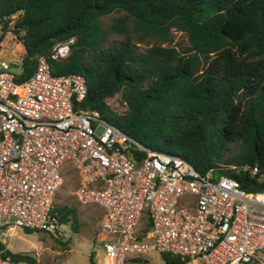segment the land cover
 Returning a JSON list of instances; mask_svg holds the SVG:
<instances>
[{"label": "trees", "instance_id": "obj_1", "mask_svg": "<svg viewBox=\"0 0 264 264\" xmlns=\"http://www.w3.org/2000/svg\"><path fill=\"white\" fill-rule=\"evenodd\" d=\"M114 12L123 14L104 26L101 18ZM0 24L24 47L16 81L32 75L38 55L74 36L69 55L50 69L85 77L82 109L98 111L145 148L231 176L247 191L264 189V0H0ZM174 31L187 45H171ZM111 33L121 37L110 42ZM117 93L122 113L108 103ZM51 214L78 229L75 208L53 205ZM141 220L139 239L150 224ZM0 255L34 263L1 239ZM160 256L164 264L189 261ZM89 262L97 264L93 255Z\"/></svg>", "mask_w": 264, "mask_h": 264}, {"label": "built area", "instance_id": "obj_2", "mask_svg": "<svg viewBox=\"0 0 264 264\" xmlns=\"http://www.w3.org/2000/svg\"><path fill=\"white\" fill-rule=\"evenodd\" d=\"M75 39L38 55L23 81L0 60V239L16 229L59 236L51 210L69 164L78 179L70 193L101 209L108 264L151 252L201 264H264V189L247 191L231 176L145 148L98 111L82 109L85 77L50 69ZM135 150L145 155L137 159ZM144 214L150 224L139 239ZM0 264L17 262L0 255Z\"/></svg>", "mask_w": 264, "mask_h": 264}, {"label": "rangeland", "instance_id": "obj_3", "mask_svg": "<svg viewBox=\"0 0 264 264\" xmlns=\"http://www.w3.org/2000/svg\"><path fill=\"white\" fill-rule=\"evenodd\" d=\"M122 14V12H114L102 17L101 22L104 26H107L112 19ZM12 19L14 20L15 16ZM13 20L10 24L13 23ZM1 27L0 24V60L7 61L12 72L17 73L20 70L24 47L11 30L3 31ZM173 35L171 45L178 47L187 45L188 41L185 33L174 31ZM120 37V35L111 33L109 41L112 42L113 39ZM151 44H140V47ZM108 103L117 113H122L125 110L120 93L108 99ZM63 173L64 182L55 195L53 205L75 208L79 218L78 229L73 230L71 220L58 224V237L42 230L25 233L23 229H16L14 232L7 234L1 239L5 247L15 253H27L34 259V263L22 260L16 261L17 264H90L89 261L92 255L94 261L97 259V264H108V259L100 241L103 237L99 230L101 209L96 204L84 205L80 203L76 196L70 193L76 188L78 179L76 172L69 164L64 165ZM145 218L146 214L143 215V219ZM143 224L144 220H141L139 227L141 228ZM160 254L157 252L147 253L143 256L133 254L126 260L125 264H133L131 258L135 257L146 260L147 264H164ZM187 264L201 263L197 260H190Z\"/></svg>", "mask_w": 264, "mask_h": 264}, {"label": "water", "instance_id": "obj_4", "mask_svg": "<svg viewBox=\"0 0 264 264\" xmlns=\"http://www.w3.org/2000/svg\"><path fill=\"white\" fill-rule=\"evenodd\" d=\"M97 260H95V262H96Z\"/></svg>", "mask_w": 264, "mask_h": 264}, {"label": "crops", "instance_id": "obj_5", "mask_svg": "<svg viewBox=\"0 0 264 264\" xmlns=\"http://www.w3.org/2000/svg\"><path fill=\"white\" fill-rule=\"evenodd\" d=\"M97 260V259H96Z\"/></svg>", "mask_w": 264, "mask_h": 264}]
</instances>
